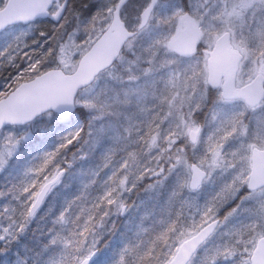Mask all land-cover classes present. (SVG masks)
<instances>
[{"label": "rangeland", "instance_id": "obj_1", "mask_svg": "<svg viewBox=\"0 0 264 264\" xmlns=\"http://www.w3.org/2000/svg\"><path fill=\"white\" fill-rule=\"evenodd\" d=\"M6 2L0 0V9ZM111 2L71 0L59 28L35 22L7 29L0 34V76L28 48L46 43L51 29L60 34L68 32L58 57L69 66L65 71H73L79 57L110 23ZM147 2L132 0L125 7L123 18L130 28H138L139 14ZM189 3L190 15L203 32L205 48L210 49L222 32L232 34L234 46L245 56L237 85L249 82L264 64V0ZM184 13L174 0L161 1L149 24L129 42L127 50L139 43L154 51L151 64L156 68L131 69L124 78L114 72L102 74L82 91L77 104L92 108L96 117L88 153L71 155L42 180L44 183L65 170L34 219L27 215L19 221L14 217L17 209H25L24 201L18 190L9 198L3 183L8 177L24 176L25 171L14 159L31 153V140L42 135L41 123L6 127L0 132V256L5 257L4 264H79L95 250L98 254L91 264H166L178 244L199 230L193 228L192 219L188 231H178L177 223H173L176 212L196 201L192 218L198 221V212L222 186L240 190L236 211L227 220L219 217L220 229L190 264H215L218 259L226 263L235 253L240 259L237 264H250L257 240L264 237V188L254 192L247 189L252 149L264 148V102L250 109L223 100L216 91L198 143L186 146L189 131L199 124L204 105L212 99L207 57H180L169 46L185 27ZM118 62L125 67L129 63L123 57ZM159 71L163 73L160 86L151 80ZM51 116L48 113L41 119ZM71 122L72 130L80 128L79 121ZM192 162L209 174L196 192L188 187ZM114 167L122 168L124 192L120 188L114 204L107 206L105 220L83 235L73 217L82 214L85 197L93 192L94 185L101 186ZM222 203L217 201V206ZM39 225L44 229L36 233ZM37 243L40 247L35 246ZM20 249L41 254L36 257L31 253L30 260L23 261L19 259Z\"/></svg>", "mask_w": 264, "mask_h": 264}, {"label": "water", "instance_id": "obj_2", "mask_svg": "<svg viewBox=\"0 0 264 264\" xmlns=\"http://www.w3.org/2000/svg\"><path fill=\"white\" fill-rule=\"evenodd\" d=\"M60 0H9L6 7L0 10V32L12 24H27L37 19L50 18L59 23L67 8L69 0H64L57 12L50 15L49 9L54 2ZM129 0H120L114 13L110 27L94 43L91 49L81 58L76 71L66 74L60 69H52L35 79L22 83L7 97L0 100V130L6 125H25L38 116L54 111L62 116H69L75 110V99L80 89L94 81L96 76L109 68L119 56L128 39L135 32L128 30L121 21L120 10ZM159 0H151L149 6L143 11L140 28H143L151 16V13ZM186 28L181 36L174 39L170 45L181 55H193L197 52L202 39V33L195 26L194 21L185 15ZM208 59V83L212 88H218L222 84V96L224 99H242L250 107H256L264 99V73H259L248 84L236 88V77L243 55L235 49L231 43L229 32L223 33L215 42L211 51H206ZM199 130L191 131L190 139L196 143ZM192 178L199 176L200 184L207 177V173L198 166H192ZM62 173L52 181L45 184L40 191L30 215L34 216L41 207L46 195L61 178ZM190 183V188H191ZM264 186V150L254 149L252 153V171L248 184L253 191ZM196 188V189H198ZM192 189V188H191ZM192 189V190H196ZM220 221L206 234L194 235L184 241L177 253L168 264H188L200 246L205 243L216 231ZM90 258L81 264H89ZM251 264H264V237L259 239L251 256Z\"/></svg>", "mask_w": 264, "mask_h": 264}, {"label": "trees", "instance_id": "obj_3", "mask_svg": "<svg viewBox=\"0 0 264 264\" xmlns=\"http://www.w3.org/2000/svg\"><path fill=\"white\" fill-rule=\"evenodd\" d=\"M89 2L94 0H88ZM115 1V0H114ZM179 3L185 10H189L190 0H175ZM72 7V6H71ZM78 7V6H77ZM82 4L78 7V10L81 11ZM81 14V13H80ZM63 24V22L61 23ZM59 26L54 25V28H59ZM71 28L69 27V29ZM68 36L67 33H56L54 29H51V37L46 43L39 42L36 46L28 48L25 53L19 55V59L13 61L8 67H6L1 75L2 85L0 87V97L8 94L15 86L20 84L21 82L27 81L34 76L40 74L42 71L50 68V67H60L67 68L65 64H62L59 61L60 55V47L66 42ZM48 39V37H47ZM264 47V42L262 43ZM123 58H126L129 63L128 66H122V64H116L114 68L109 70L107 73L114 72L118 73L122 76V78L126 77L129 74V70H133L135 72L140 71L141 69L149 70L153 66L152 60L155 59V52L150 50L147 46L139 45V43L134 44V46L129 50L123 51ZM114 74V75H115ZM134 74V73H133ZM163 73L159 71V74L155 77H151V80L154 81L157 85L160 86L162 83ZM210 101L209 104H205L203 108V112L200 114L203 115L199 120V124L205 125V116L208 117L209 113L207 110L210 106L213 105L214 97L212 96L215 92H210ZM75 120L80 121V129L71 130V125L68 123L69 120H63L58 116H52L51 118H47L44 122H41L42 135L36 136L34 140H31L30 146L34 148V152L32 154H28L27 152L21 153L19 159H14L19 163L20 167L25 171L24 176H18L13 179L8 177L5 182V188L8 190V197L11 198V192L18 190L22 201H24L25 209L19 208L17 209L14 217L17 220L22 221L26 219L27 216V208L30 205V202L34 198V191L40 188L42 184V180L46 177V175L50 176L53 172V168L56 165H61L65 159L68 161L71 155L78 156L79 154L88 153L87 145L91 138V131H93V127L96 124L95 112L92 108H86L85 106H80L77 108V112L73 117ZM72 118V119H73ZM200 118V117H199ZM74 120V119H73ZM67 123V124H66ZM157 125V123H155ZM71 140L72 143L69 145L67 142ZM81 152H78V150ZM25 150V149H23ZM22 150V151H23ZM48 161L45 164V161ZM13 162V163H14ZM55 166V167H54ZM108 166V165H107ZM33 168L34 178H29L30 168ZM111 167V166H110ZM106 169V167H104ZM114 169L108 177H106L105 181L101 183V186L96 187L93 186V192H91L85 199L83 200L82 205L84 206L81 215H75L74 219H77L76 229L81 232V234L86 235L87 232H91L95 229L98 221L104 218L107 212V206H111L114 204L115 199L118 198L119 191L121 188V192H124L123 181L124 178L121 176L122 168L114 167ZM17 179V180H16ZM30 185L27 187V185ZM141 186V185H140ZM139 186H137L138 188ZM189 208H185L177 221V229L178 231H188V228L191 227V217L190 212L194 213L193 208L188 210ZM223 215L221 214V217ZM220 219V218H219ZM222 222V220H221ZM44 228L40 227V231L37 229L36 233L42 232ZM44 234V232L42 233ZM187 234V233H186ZM29 240V239H27ZM35 246L40 245L37 243ZM37 251V248H35ZM19 259L20 260H30L31 253L36 257H40L41 253L31 252L23 250H18ZM237 253L234 254L233 257L226 263H222L220 259L214 262L215 264H237L240 262V259L236 257ZM5 257L0 256V264H4Z\"/></svg>", "mask_w": 264, "mask_h": 264}, {"label": "snow or ice", "instance_id": "obj_4", "mask_svg": "<svg viewBox=\"0 0 264 264\" xmlns=\"http://www.w3.org/2000/svg\"><path fill=\"white\" fill-rule=\"evenodd\" d=\"M67 143L71 145L72 141L68 140ZM47 162L48 161L46 160L45 164H47ZM199 184L200 177H193L191 188L196 189ZM239 191V189L233 191L230 186L217 188V190L213 193V197L210 198V201H206L203 209L198 212L199 220L197 221L195 217L193 218V228L199 229L196 235L202 236L212 230L218 223V219L221 214H223V218L227 220L229 215L236 211L235 205ZM34 195H39V193H34ZM240 198L242 199V197ZM217 201H223L224 203L217 206ZM192 238L195 239V236Z\"/></svg>", "mask_w": 264, "mask_h": 264}]
</instances>
